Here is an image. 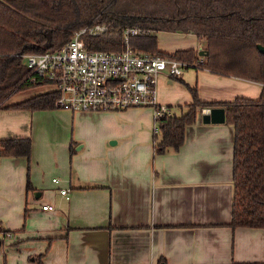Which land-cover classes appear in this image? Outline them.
<instances>
[{"label":"crops","instance_id":"crops-1","mask_svg":"<svg viewBox=\"0 0 264 264\" xmlns=\"http://www.w3.org/2000/svg\"><path fill=\"white\" fill-rule=\"evenodd\" d=\"M195 44L169 51L157 41V49H195L198 54L204 46ZM191 68L181 77L160 76V103L191 102L181 80L195 84L202 101L260 95V83ZM206 109L186 127L179 151L162 154H153L156 124L150 109L65 110V117L81 127L63 138L60 159L50 165L40 158L32 161L29 189L25 158L0 156V264L264 261V227L226 224L233 128L226 121L204 123L201 114ZM49 112L0 108V139L32 141L35 125L47 120ZM76 130L82 144L74 149ZM61 188L68 189V198ZM43 204L53 208L42 209Z\"/></svg>","mask_w":264,"mask_h":264},{"label":"trees","instance_id":"trees-1","mask_svg":"<svg viewBox=\"0 0 264 264\" xmlns=\"http://www.w3.org/2000/svg\"><path fill=\"white\" fill-rule=\"evenodd\" d=\"M94 23H109V27L84 36L87 48L122 49L124 28L137 26L141 33L130 37L129 43L138 51L261 84L257 98L238 95L202 101L197 86L181 80L191 102L168 106V112L155 119L152 150L153 154L178 152L186 127L195 122L199 111L224 108L225 121L233 128L232 198L226 224L264 227V53L257 48V44L264 46V0H0V108L52 109L56 97L52 89L6 103L19 90L45 84L32 80L21 54L59 48L74 31ZM159 31L194 34L205 40L207 53L199 57L195 49L160 51ZM30 152L29 137L0 139V156L25 158L28 189Z\"/></svg>","mask_w":264,"mask_h":264},{"label":"built area","instance_id":"built-area-1","mask_svg":"<svg viewBox=\"0 0 264 264\" xmlns=\"http://www.w3.org/2000/svg\"><path fill=\"white\" fill-rule=\"evenodd\" d=\"M109 23H94L73 32L61 47L43 52L21 54L25 65L56 93L53 106L72 112L115 111L151 106L154 120L168 112V106L156 101V82L161 75L178 77L193 65L175 58L142 52L133 48L130 37L141 33L137 26L123 30L119 50L87 48V35H98ZM157 126L155 125L154 131ZM57 182L56 179H53ZM60 193L68 198V189ZM42 209L53 205L43 204Z\"/></svg>","mask_w":264,"mask_h":264},{"label":"rangeland","instance_id":"rangeland-1","mask_svg":"<svg viewBox=\"0 0 264 264\" xmlns=\"http://www.w3.org/2000/svg\"><path fill=\"white\" fill-rule=\"evenodd\" d=\"M197 40V41H196ZM157 41L160 48L164 50H174L175 48H183L187 46H195V42H198L200 46L205 45L204 39H198L191 33H184V32H158L157 34ZM204 48H202L203 50ZM23 59V58H22ZM23 59V63H24ZM187 70H192L191 67L185 68L183 73ZM178 77H181L178 76ZM160 78V77H159ZM156 82V101L159 104H162L158 101V81ZM185 88V87H184ZM51 86L48 84H41L34 87H29L27 89L19 90L12 94L10 98L7 99L6 103H14L29 96H32L37 93L45 92L50 90ZM186 89V88H185ZM187 90V89H186ZM188 92V91H187ZM138 109H150L153 111L154 109L151 106H142V107H134ZM49 110V118L45 121H38L35 125V134H32V141H31V156L29 161V167L32 165V161L35 158H40L43 162L50 165V163L60 159V153L58 151H62L60 147V143L64 142L63 138L69 135V132L72 130L74 131L75 127L80 129L81 125L75 122V119L66 118L65 115L67 112L65 110L53 107L52 109H45ZM176 112H180L179 109L176 107ZM101 112H111L110 110L101 111ZM154 124L156 121L154 120ZM78 131L76 130L75 135H72V142H77L78 144L74 146V149L77 148L78 145L82 144V140H79ZM52 139L54 140L52 142ZM31 140V139H30ZM61 140V141H59ZM84 140V139H83ZM67 141V140H66ZM72 143V144H73ZM47 145L50 147V151H45ZM53 152V154L51 153ZM76 151V150H75ZM74 151V152H75ZM31 164V165H30Z\"/></svg>","mask_w":264,"mask_h":264},{"label":"water","instance_id":"water-1","mask_svg":"<svg viewBox=\"0 0 264 264\" xmlns=\"http://www.w3.org/2000/svg\"><path fill=\"white\" fill-rule=\"evenodd\" d=\"M257 48L260 52L264 53V46L261 44H257ZM207 51L202 49H198V55L204 56ZM201 120L204 123H222L225 121V110L222 107H209L206 111H203L201 114ZM35 195H39V193H34Z\"/></svg>","mask_w":264,"mask_h":264}]
</instances>
